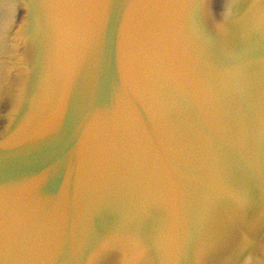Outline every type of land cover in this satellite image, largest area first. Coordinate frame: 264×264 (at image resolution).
<instances>
[{
    "label": "water",
    "instance_id": "water-1",
    "mask_svg": "<svg viewBox=\"0 0 264 264\" xmlns=\"http://www.w3.org/2000/svg\"><path fill=\"white\" fill-rule=\"evenodd\" d=\"M262 7L0 0V264H48L63 247L79 261L98 233L110 247L83 264H177L178 250L184 264H264Z\"/></svg>",
    "mask_w": 264,
    "mask_h": 264
},
{
    "label": "snow or ice",
    "instance_id": "snow-or-ice-1",
    "mask_svg": "<svg viewBox=\"0 0 264 264\" xmlns=\"http://www.w3.org/2000/svg\"><path fill=\"white\" fill-rule=\"evenodd\" d=\"M262 3H264V0H262ZM261 17L264 18V7L261 8ZM255 32H250L249 37L251 38ZM107 37L106 34L103 30H101L96 37L94 38V42L92 45L93 50L99 48L103 49L104 46L106 45ZM87 71V63L85 62L80 70L76 73L73 79V85L71 89V97H72V103L69 104L68 106V112L69 109H73V104L75 102V98L78 94L79 91V81H80V76ZM91 84L94 87L95 91L97 93L102 92L104 88V78H103V69H102V64L97 65V70L92 74L91 77ZM53 136L56 135V133L51 134ZM46 141V138H41L40 141L36 142L33 147L32 151L33 152H39L42 150L44 143ZM22 161L19 158H13L8 161L9 165H14L17 163H21ZM4 160L0 158V168L4 166ZM48 171L45 174V179H50L54 176L55 174V167H48ZM4 183V182H3ZM3 184L0 185V188H2ZM14 186V185H13ZM151 211V210H149ZM126 239L131 246L132 252L135 253V255L144 257L148 255V249L145 245V242L142 239L137 238L133 234H128L126 236ZM111 241L104 235V234H97L94 236L88 243L87 247L82 251L80 254V260L76 261L71 252L70 247H63L60 249H57L54 251L48 261V264H83V260L87 258L88 252L91 251L92 249L96 248L98 244H102L103 248L102 251H107L110 247ZM15 246V241L14 240H9V248L10 250L13 249ZM4 250V235H3V230L0 228V252H3ZM187 251L190 253L191 251V243H189L187 247ZM178 260L177 264H184L183 261V251L177 252ZM99 264V262H98ZM121 264H148L146 260H138V261H128V260H123L121 261Z\"/></svg>",
    "mask_w": 264,
    "mask_h": 264
}]
</instances>
